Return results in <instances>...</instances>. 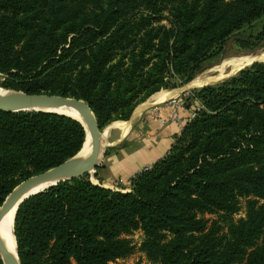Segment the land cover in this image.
I'll return each instance as SVG.
<instances>
[{"label": "trees", "instance_id": "1", "mask_svg": "<svg viewBox=\"0 0 264 264\" xmlns=\"http://www.w3.org/2000/svg\"><path fill=\"white\" fill-rule=\"evenodd\" d=\"M263 13L264 0H0V86L82 99L100 129L186 81ZM192 93L193 116L128 190L85 173L20 202L19 264H108L129 255L136 230L156 264H264V61ZM83 139L65 115L0 110V205Z\"/></svg>", "mask_w": 264, "mask_h": 264}, {"label": "rangeland", "instance_id": "2", "mask_svg": "<svg viewBox=\"0 0 264 264\" xmlns=\"http://www.w3.org/2000/svg\"><path fill=\"white\" fill-rule=\"evenodd\" d=\"M168 20V11H162L160 14L159 24L168 27ZM212 50L213 51L210 52V55L199 64L200 66L194 68L191 72L188 73L189 78L186 81L179 80L176 77L171 78L170 81L173 82L174 87L161 89H168L167 92H169V94L173 92H178V90L174 88L182 87L181 91H179L173 97H170L169 99H166L159 104L152 105L145 109L142 112V118H140L141 123L137 127H134L130 131H128L122 139L115 142L118 134L113 135L110 128L112 127V125H117L119 122L123 121L113 120L100 127V130L105 129L107 131V137L105 142L106 144H109L106 145L104 148L103 157L107 158L114 154H118L121 150L129 149V146H132L133 142L139 137L152 134L153 129L155 127L154 124H156V122L159 125L172 122L175 124L177 130L179 131V129L184 125V123L193 116L194 110L198 106V102L192 98V92L197 91L200 87L204 85L188 86L193 80L197 78V76H200L201 74L206 75L208 71H211V73L209 72V76L215 73L217 75L219 74V71L221 72L222 70L218 67V65L225 66L228 62H232V60L238 56H264V13L259 18L253 20L248 24H244L240 29L234 31L231 35H229L221 46L220 51H216L215 49ZM250 62L243 63L240 67H238V69H236L232 74L228 75L227 77L221 78L205 85H215L222 82L224 79L235 75L241 68L248 66ZM1 80L2 74H0V81ZM182 93L186 95L185 97L192 98L190 102L188 101L190 103L189 105H185L187 101L185 103V97L181 96ZM147 100H149L148 97L146 100L137 101L134 105L133 111L136 113L139 108H141L142 105L146 103ZM101 168L102 163L100 162L99 165H97L94 170L89 173V175L87 174L88 179L90 180V178L93 179L94 177L96 179V182L98 184H101V178L99 177ZM129 177L127 178L129 179ZM127 178L125 177L121 179L118 177L113 179L111 182V187L113 189H129V180ZM244 205L245 198H239V209L237 213L232 215L231 218L233 220L244 216ZM210 217L215 218L214 215H211ZM126 237L129 238L131 243V250L129 255L122 259H117L116 261L109 262L108 264H156L155 258L150 255V248L148 247L146 240H144V238L142 237L140 231L136 230L130 235H127Z\"/></svg>", "mask_w": 264, "mask_h": 264}, {"label": "water", "instance_id": "3", "mask_svg": "<svg viewBox=\"0 0 264 264\" xmlns=\"http://www.w3.org/2000/svg\"><path fill=\"white\" fill-rule=\"evenodd\" d=\"M262 61L264 60H253L249 64ZM209 72L211 73V71L207 72L208 76ZM214 75H216V73L210 76ZM54 109L71 111L76 114L79 119L63 112L53 111ZM0 110L11 113L50 112L61 114L77 121L84 131L83 143L75 154L45 171L25 178L12 188L0 205V219L13 205H15V215L18 204L28 196L57 182L77 178L85 173L88 174L89 170H94L102 160L106 145L102 139L101 130L98 128L93 112L88 103L82 99L56 94L25 93L0 86ZM133 112L134 111H132L130 117ZM130 117L128 119H130ZM43 183L49 184L41 190L30 192L33 188ZM14 244L15 258H12L0 239V259L2 264H19L16 254L15 239Z\"/></svg>", "mask_w": 264, "mask_h": 264}, {"label": "crops", "instance_id": "4", "mask_svg": "<svg viewBox=\"0 0 264 264\" xmlns=\"http://www.w3.org/2000/svg\"><path fill=\"white\" fill-rule=\"evenodd\" d=\"M174 89H177L179 92L181 91L182 87L180 88L178 87ZM167 91L168 89H161L153 93L148 98L149 100H147L146 103L142 105L143 108L142 107L139 108V110L136 113L133 112L130 119L121 120L123 122H119L117 125H112V127L110 128L112 134L113 135L118 134L115 142L122 139L128 131H130L134 127H137L141 123L140 118H142L141 117L143 114L142 112L145 109H147L152 105L159 104L178 93V92L177 93L173 92L169 94V92ZM126 123H129L128 127H126ZM154 126L155 127L153 129L152 134L139 137L137 140L133 142L132 146H129V149L121 150L118 154H114L107 158L103 157V159L100 161L102 163V168L100 169V173H99L102 186L113 189L111 187L112 186L111 182L113 179L118 177L121 179L125 177L127 178L131 174L132 175L130 177H132L133 174H135L136 172L140 171L143 168L150 166L155 160H157L158 158L164 155V153L168 150L169 145L173 140V136L176 135L179 131L177 130L175 124L172 122L160 124V125L156 122ZM91 180L94 183H97L94 177ZM116 190L123 191L128 189H116Z\"/></svg>", "mask_w": 264, "mask_h": 264}, {"label": "bare ground", "instance_id": "5", "mask_svg": "<svg viewBox=\"0 0 264 264\" xmlns=\"http://www.w3.org/2000/svg\"><path fill=\"white\" fill-rule=\"evenodd\" d=\"M253 60H264V56H260V55H242V56L235 57L232 60V62H230V63L228 62L229 64L227 63V65H225V66L224 65H220V66L218 65V67L220 69H222L221 72L219 71V74H217L215 76H208L207 74L206 75L205 74L204 75L201 74L202 76L200 75V76H197V78L195 77L196 79L193 80L188 86H202V85L214 82L216 80H219L221 78L227 77L228 75L232 74L236 69H238V67H240L243 63L250 62V61H253ZM212 69H213V67H212ZM53 111L63 112L65 114H68L69 116H72V117H74L76 119H79L76 114H74L73 112L68 111V110L54 109ZM128 126H129V123H126V127H128ZM101 135H102V139L104 141V144L107 145L106 142H105L106 137H107V131L105 129H102L101 130ZM91 171L92 170H89V173ZM48 184L49 183L40 184V185L36 186L35 188H33L30 192H35V191L41 190L42 188H44ZM14 210H15V205L10 207L0 219V239L2 240L6 250L12 256V258H15V254H14V246H15V244H14V234H13V228H12Z\"/></svg>", "mask_w": 264, "mask_h": 264}]
</instances>
